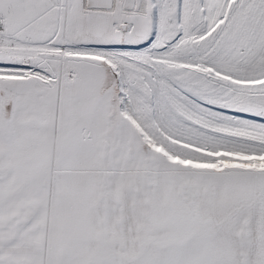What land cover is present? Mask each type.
I'll list each match as a JSON object with an SVG mask.
<instances>
[{"label":"snow or ice","instance_id":"1","mask_svg":"<svg viewBox=\"0 0 264 264\" xmlns=\"http://www.w3.org/2000/svg\"><path fill=\"white\" fill-rule=\"evenodd\" d=\"M0 264H264V0H0Z\"/></svg>","mask_w":264,"mask_h":264}]
</instances>
